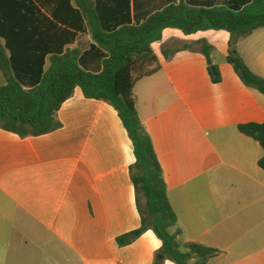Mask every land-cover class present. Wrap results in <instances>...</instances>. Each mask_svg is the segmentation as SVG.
<instances>
[{"label":"crops","instance_id":"0c3cea01","mask_svg":"<svg viewBox=\"0 0 264 264\" xmlns=\"http://www.w3.org/2000/svg\"><path fill=\"white\" fill-rule=\"evenodd\" d=\"M181 1L116 0V11L103 19L110 27L138 25ZM183 1L237 10L252 0ZM224 32L166 29L152 44L162 69L136 84V106L183 241L217 249L208 264H264V171L258 164L264 150L238 129L264 123V95L231 69L213 83L201 42L229 43ZM0 39L25 89L39 84L52 55L78 50L80 67L93 74L108 57L74 0H0ZM176 43L195 50L160 55L159 48L168 52ZM238 46L246 65L264 78V29ZM5 84L0 69V87ZM57 118L61 128L37 137L0 129V264H153L162 248L153 231L127 246L117 243L141 227L130 176L133 145L117 111L77 88Z\"/></svg>","mask_w":264,"mask_h":264},{"label":"trees","instance_id":"16d2710c","mask_svg":"<svg viewBox=\"0 0 264 264\" xmlns=\"http://www.w3.org/2000/svg\"><path fill=\"white\" fill-rule=\"evenodd\" d=\"M120 1L126 5L128 0ZM100 2L101 8L93 0H74L87 22L92 40L108 54L99 74L83 70L79 65L80 52L71 50L50 56L49 67L39 84L25 89L15 76L12 54L9 55L7 44L0 39V69L6 79V84L0 87V129L22 138L58 130L62 126L57 118L58 111L77 88L86 98L111 105L133 145L135 162L130 167V176L141 217V227L118 237V245L127 246L151 230L162 242L159 254L164 256L153 264H164V260L175 264H208L219 251L200 243L183 241L177 215L168 197L162 166L137 110L134 89L140 80L162 69L152 44L162 40L166 29H177L185 35L223 30L230 33L228 63L245 86L264 95V78L256 75L236 51L242 38L264 29V0H252L237 10L226 6L195 8L182 0L151 14L141 24L119 22L113 27L106 24L103 15L109 10L116 11V0ZM201 46L211 79L218 84L222 77L218 66L212 62L211 46L206 42H201ZM163 52L166 58L170 57L169 52ZM238 129L257 141L264 150V123L241 124ZM258 164L264 171V156Z\"/></svg>","mask_w":264,"mask_h":264},{"label":"rangeland","instance_id":"374dc122","mask_svg":"<svg viewBox=\"0 0 264 264\" xmlns=\"http://www.w3.org/2000/svg\"><path fill=\"white\" fill-rule=\"evenodd\" d=\"M224 33L228 34L229 32L225 31ZM247 37L242 38L241 40L247 39ZM240 41H239V43H240ZM239 43L237 44V48H236V51H237L238 55L240 54L239 46H238ZM244 45H245L244 42H242V44H240V50L241 51L242 50L243 51L246 50ZM180 46H181L180 43L170 44L169 49H168L169 50L168 52H169L170 56H175L180 50H186V49H182ZM188 48L194 49V45L192 43H189V47ZM158 50H159L160 55L164 56V52L163 51H166V50L165 49H160V48ZM160 50H162V51H160ZM192 52L195 53V51H192ZM199 53H201V52H199ZM211 55H213L214 65L218 66V68L220 70L221 77H222V72L225 75L228 74V69H231V70H233L235 72L233 66L231 64H229L228 61H227V57L230 55V44L229 43H225L224 39H221L216 44L215 48L213 46H211Z\"/></svg>","mask_w":264,"mask_h":264},{"label":"water","instance_id":"95a60500","mask_svg":"<svg viewBox=\"0 0 264 264\" xmlns=\"http://www.w3.org/2000/svg\"><path fill=\"white\" fill-rule=\"evenodd\" d=\"M159 258H160V259H163V258H164V256H163V255H159Z\"/></svg>","mask_w":264,"mask_h":264}]
</instances>
